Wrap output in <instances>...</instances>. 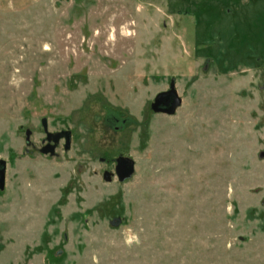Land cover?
Here are the masks:
<instances>
[{
	"label": "rangeland",
	"instance_id": "obj_1",
	"mask_svg": "<svg viewBox=\"0 0 264 264\" xmlns=\"http://www.w3.org/2000/svg\"><path fill=\"white\" fill-rule=\"evenodd\" d=\"M0 160V264H264V0H0Z\"/></svg>",
	"mask_w": 264,
	"mask_h": 264
},
{
	"label": "water",
	"instance_id": "obj_2",
	"mask_svg": "<svg viewBox=\"0 0 264 264\" xmlns=\"http://www.w3.org/2000/svg\"><path fill=\"white\" fill-rule=\"evenodd\" d=\"M180 102H181L180 97L177 95L173 85L171 84L169 90L160 92L155 96L151 104V109L155 112H164L167 114H171L174 112L176 107L179 106ZM41 124L48 139L53 138L54 140H56L61 134H64L65 135L64 149H67L69 147L70 131L65 130L62 132L51 133L48 132L46 129L47 124L45 119L41 120ZM28 136H29V131L26 132V141L28 140ZM52 149L53 146L49 148L50 153ZM44 152L47 151L45 150ZM4 167H5L4 161L0 160V188H2L4 184ZM132 170H133V162L131 159L122 156L117 157L115 174L119 180L128 177L132 173ZM103 177L104 179L109 180L108 172H104Z\"/></svg>",
	"mask_w": 264,
	"mask_h": 264
},
{
	"label": "flooded vegetation",
	"instance_id": "obj_3",
	"mask_svg": "<svg viewBox=\"0 0 264 264\" xmlns=\"http://www.w3.org/2000/svg\"><path fill=\"white\" fill-rule=\"evenodd\" d=\"M42 125V124H41ZM42 128H43V126H42ZM46 129H47V125H46ZM43 131H44V129H43ZM59 132H62V131H59ZM44 133H45V131H44ZM51 133H56V132H51ZM45 138H46V140H47V142H46V144H45V146L43 147V149H42V152L43 153H49V154H53V152H54V149H55V145L59 142V140L60 139H64V144H63V148H64V146H65V135L64 134H61L56 140H54L53 138H47L46 137V133H45ZM27 143H29V142H27ZM51 146H53V149H52V151H51V153H50V151H49V148L51 147ZM47 151V152H44V151ZM115 167H116V164H115ZM114 171H115V168H114ZM105 172H107V171H105ZM104 174V173H103ZM109 174V173H108ZM109 179H110V175H109Z\"/></svg>",
	"mask_w": 264,
	"mask_h": 264
}]
</instances>
